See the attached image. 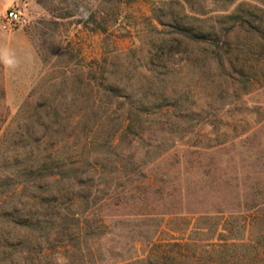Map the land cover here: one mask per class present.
<instances>
[{
	"label": "rangeland",
	"instance_id": "obj_1",
	"mask_svg": "<svg viewBox=\"0 0 264 264\" xmlns=\"http://www.w3.org/2000/svg\"><path fill=\"white\" fill-rule=\"evenodd\" d=\"M238 7L239 17L250 24L230 34L231 25L224 26L222 60L207 57L209 45L180 42L173 32L177 20ZM14 8L27 23L5 27L6 11ZM163 86L181 97V104L137 113L132 99L159 94ZM158 140L186 149L159 165L138 167L135 174L125 169L117 182L99 179L100 173L108 179L119 173L112 165L116 155L126 158L130 146ZM96 159L107 166L95 170ZM44 164L57 171L54 180L33 174ZM166 168L181 171L174 182L192 186L189 176L192 181L204 175L222 178L207 184L219 190L221 200L238 195L244 201L252 185L253 203L264 201V0H0V204L46 195L54 191L55 179L68 187L69 178L79 177L74 189L90 194L89 201L78 208L84 212L78 225L68 226L76 234L99 237L104 253L128 228L100 222V213L124 211L121 203L101 204L114 201L113 191L154 179ZM123 174L133 176L127 181ZM2 211L0 228L11 237ZM257 229L240 232L251 243L249 254L258 244ZM11 241L0 252V264H15L17 247L25 256L20 264H43L39 250L23 248L16 237ZM143 253L141 248L138 255Z\"/></svg>",
	"mask_w": 264,
	"mask_h": 264
},
{
	"label": "trees",
	"instance_id": "obj_2",
	"mask_svg": "<svg viewBox=\"0 0 264 264\" xmlns=\"http://www.w3.org/2000/svg\"><path fill=\"white\" fill-rule=\"evenodd\" d=\"M238 10L239 7L220 15L207 12L202 13L204 17L192 16L188 21L177 20L173 32L181 37L178 39L180 42L185 40L203 48L209 45L210 51H205L207 57L222 60L224 30H227L224 26L231 25L227 30V34H230L240 25L250 24L244 17H239ZM155 17L160 20L157 14ZM127 96L131 102L132 94ZM132 101L137 113L142 114L150 113L155 107L179 106L181 97L170 93L168 87L163 86L159 94L141 93L138 99ZM132 114L129 115L130 119ZM129 127H132L131 123ZM140 144L130 146V155L126 158L116 155L112 161L119 172L116 176L108 179L100 173L99 179L107 178L105 183L117 182L125 169L132 168L135 174L138 167L159 165L165 158L177 156L186 149V145L168 146L165 140L139 148ZM138 150H143L139 156ZM93 164L95 170L107 166L100 159H96ZM62 168L57 170L63 174ZM33 170L36 177L48 176L54 180L53 176L57 175L50 164L40 165ZM180 173L178 170L173 172L171 168L162 169L154 175V179L152 177L135 185L130 183V188L120 193L112 192L114 201L109 198L101 205L109 208L112 204L121 203L124 211L112 215L100 213V222H120L128 231L121 234L122 238L116 246L104 253L98 247L101 244L99 237L93 238L88 233L84 235L86 232L81 236L74 233L73 227L68 226V222L78 225L84 213L78 208L89 201L90 194L74 189L76 183L82 182L79 177L69 178L68 187L60 186L55 179L54 191L48 190L46 195L34 194L26 200L17 197L13 205L6 198L0 204V215L3 210L2 216L9 221L12 235L7 237L6 231L0 228V252L4 254L7 246L12 244L11 240L16 237L23 248L39 250V259L43 264H264V208L257 207L264 204V201L253 203L255 187H248L249 194L246 193L244 201L237 200L238 195L235 199L224 201L219 197L218 189L207 188L208 183L217 184L222 178L204 175L192 181L189 176L187 181L194 183L192 186L190 183L174 182L179 177L175 174ZM131 175L123 174L127 181L131 180ZM92 178H95V174ZM237 178L231 176V180L237 181ZM225 179L224 183H227L228 179ZM101 184L98 182V187ZM96 192L101 190L98 188ZM215 198L220 200L215 201ZM55 200L58 202L54 203ZM59 200L63 201L60 203ZM5 205L9 207L3 209ZM86 218L88 228L91 229V219ZM130 225L133 226L130 228ZM256 228L258 244L252 247L249 254L251 243H245L240 232L251 234ZM21 230L26 232L25 235H20ZM104 240L105 237L103 243ZM242 246L246 247L245 254L239 253ZM141 248L144 252L142 256L138 255ZM15 250L17 256L11 262H24L23 250L19 247Z\"/></svg>",
	"mask_w": 264,
	"mask_h": 264
},
{
	"label": "built area",
	"instance_id": "obj_3",
	"mask_svg": "<svg viewBox=\"0 0 264 264\" xmlns=\"http://www.w3.org/2000/svg\"><path fill=\"white\" fill-rule=\"evenodd\" d=\"M5 27H12L13 25H22L27 23V18L18 9H8L5 14Z\"/></svg>",
	"mask_w": 264,
	"mask_h": 264
},
{
	"label": "crops",
	"instance_id": "obj_4",
	"mask_svg": "<svg viewBox=\"0 0 264 264\" xmlns=\"http://www.w3.org/2000/svg\"><path fill=\"white\" fill-rule=\"evenodd\" d=\"M15 9V8H14Z\"/></svg>",
	"mask_w": 264,
	"mask_h": 264
}]
</instances>
